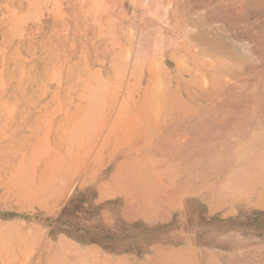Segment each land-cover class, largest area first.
Segmentation results:
<instances>
[{
    "label": "bare ground",
    "instance_id": "6f19581e",
    "mask_svg": "<svg viewBox=\"0 0 264 264\" xmlns=\"http://www.w3.org/2000/svg\"><path fill=\"white\" fill-rule=\"evenodd\" d=\"M207 7L202 26L174 25L158 29L153 42L148 37L134 62L124 65L134 73L127 79L113 74L121 47H96L105 54L97 61L104 69L87 77L78 69L79 79L68 87L78 142L70 171L75 190L92 193L100 214L107 199L125 206L128 200L120 197L128 185L145 187L142 195L130 192L134 210L125 227H160L159 241L170 246L130 264H264V238L257 241L248 227L254 211L264 215V0H208ZM52 23L48 17L45 33ZM210 120L223 128L205 129ZM110 125L127 127L123 134L131 137L107 153ZM156 203L167 217L147 212ZM94 241L70 242L61 251L74 252V264H104L103 242Z\"/></svg>",
    "mask_w": 264,
    "mask_h": 264
},
{
    "label": "rangeland",
    "instance_id": "374dc122",
    "mask_svg": "<svg viewBox=\"0 0 264 264\" xmlns=\"http://www.w3.org/2000/svg\"><path fill=\"white\" fill-rule=\"evenodd\" d=\"M64 3L0 0V264L67 260L58 253L72 246V233L64 230L60 240L59 228L88 218L71 207V199L88 203V196L75 190L70 173L78 142L70 80L62 78L71 51L70 42H61L71 32ZM48 17L53 33H45Z\"/></svg>",
    "mask_w": 264,
    "mask_h": 264
},
{
    "label": "crops",
    "instance_id": "0c3cea01",
    "mask_svg": "<svg viewBox=\"0 0 264 264\" xmlns=\"http://www.w3.org/2000/svg\"><path fill=\"white\" fill-rule=\"evenodd\" d=\"M64 1H65L64 11L67 14L68 18L71 14L72 21L70 20L69 22V19L67 18L71 32L66 31L67 33L63 35L61 42H63V44L70 42L71 44L70 46L72 45L73 46L71 47L72 50L70 51V59L69 58L65 59L70 62H68V66L63 71L62 78L65 79L66 81L70 80V86L74 84V81L79 79L80 77L79 70H81L82 68L84 69V73H83L84 77L88 76L89 71L94 73L98 70L101 71L102 69H104V65L102 63H98L97 61L102 59V62H104L105 54H103L102 52L104 50H108L109 48L115 46L121 47L122 50L120 57H123V59L120 62L117 61V70L113 74L114 76H117L119 79H123V78L127 79L129 77L128 75L132 74L133 72L125 68L124 65L127 64V62L131 64L134 62L133 60L138 56L140 45L143 44L148 37L150 41L152 40L151 42H153L155 40V33L160 28H169L176 26L184 29L186 27L191 28L196 26L199 27L200 25L202 26L203 25L202 17L204 14H206V11L208 10L207 7L208 0H196V1L195 0H186V1L185 0H64ZM212 1L214 4L216 0H212ZM192 2L194 3V6H196V8L193 7L194 9H192L191 7L193 6ZM188 3L189 4L191 3L192 5L191 4L188 5ZM187 6L189 10L186 9ZM193 20H196L197 24ZM193 24L194 26H192ZM150 41L149 44H151ZM96 47H100L102 52L101 51L97 52L95 50ZM124 51L125 53L122 54V52ZM124 57L127 59H125ZM168 62L172 63L171 61ZM69 90L71 91V95H72V111H74V100H73L74 93L72 92L73 89H69V88L67 89L68 93ZM208 123L212 125L210 126ZM214 123L215 122L213 120H210L209 122L207 121V124L210 127L205 129L211 130L212 126L216 124ZM111 126L112 125L107 127L109 128L108 129L109 133L107 137H105L108 141V142L106 141L108 144L107 153L108 152L110 153L112 152V150H114L115 144L125 143L131 137V136L129 137V135H126L125 138V134H127V131L124 129L127 127L120 126L118 128L116 127L117 129L116 128L112 129L114 126H112V128ZM219 126L216 125L217 130L223 128L222 127L223 125H221L220 127ZM216 128L213 126L212 128L213 130L211 131H215L214 129ZM123 131H125L126 133L123 134L124 133ZM111 137H115V138L111 139ZM185 137L187 139L189 138L190 140V138H193V134H189L188 132H185ZM137 138L138 137L136 136V139ZM99 143H102V139L99 141ZM109 144L111 147L109 146ZM127 187L128 188L123 189V191H125L128 194L120 197V198H126L128 200V202L126 201L125 206L122 201H119L116 198L104 200L103 202L100 203L102 204L101 207L103 209L101 210L102 212H100L99 216L95 215L94 209L96 202L93 195H87L88 203L85 200H81V199H71V203H72L71 207L74 209L75 208L81 209L80 211L82 213H80L79 211L78 213L79 216L81 217L82 215H84V213H86L88 215V218L87 220H83L82 218V220L80 221H73L72 226H66V227L62 226V228H59L60 231L58 232V238L60 240L64 239V230H69L72 233V238H71L72 243L77 241L78 242L92 241V239L94 240V236H95V239L100 240V242H103V248L101 250L104 253L102 254V256L104 257V260L108 259L104 261V264L108 262H111L110 264H130L132 261L138 260L139 258L144 257L146 255L154 256L157 251L161 250V248L170 247L169 245L159 241L160 227H155L154 230L150 229L147 230L146 232L138 227H135L133 231H129V229L128 230L126 229L125 226L129 225L128 221L130 216H132L131 214H133V210H134L133 205L132 206L130 205L131 202L129 203V201H131V197L129 200V194L132 193L131 195L134 197L136 195L138 196V193L142 195V193L140 192L145 193L146 191L145 187L138 188V186H133L134 188L136 187L137 190L132 189L131 185L130 186L128 185ZM131 191H134V193ZM147 192L148 191H146V193ZM80 196L83 195H77V197L79 198ZM97 196L100 197V194H97ZM157 196H159V193H157ZM106 203L110 204L112 210L109 211L105 207ZM140 204L139 206H141ZM128 205H130V208H127ZM139 206L136 208L140 209L141 207ZM139 209L137 211H139ZM128 211L130 212L132 211V212L130 213ZM127 212L130 215L127 214ZM147 212H149L151 216L156 215L159 217L163 216V218L167 217L166 213L162 209L157 207V203L154 206V208H151L150 211L148 210ZM154 212L157 213L153 214ZM143 217H138L137 219L141 222L148 223ZM107 220H109V222L111 223L113 222L114 226H109L105 222ZM262 220H264V215L262 216L261 213L258 211H254L251 214V217L249 218L250 221L248 223L249 232L252 233L253 237L255 236L257 241H260L262 240V238H264V230H262L264 229V221ZM101 221L102 223L99 224ZM121 223H123V225H121ZM87 224L89 226H87ZM153 225L155 226L156 224L154 223ZM167 227L174 228L175 225L167 224ZM85 229H89V231L84 232ZM132 240L135 241V243H133L134 246L132 245L129 246L130 244L129 241ZM145 240L147 241L146 246L142 242ZM58 254H60L61 256L66 255L69 257L67 260L62 259L61 261L60 260L57 261V264H74L75 253H61V249H59Z\"/></svg>",
    "mask_w": 264,
    "mask_h": 264
}]
</instances>
